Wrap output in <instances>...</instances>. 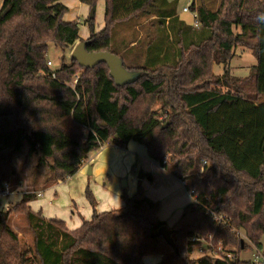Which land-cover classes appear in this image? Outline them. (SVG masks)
<instances>
[{"label":"trees","instance_id":"1","mask_svg":"<svg viewBox=\"0 0 264 264\" xmlns=\"http://www.w3.org/2000/svg\"><path fill=\"white\" fill-rule=\"evenodd\" d=\"M61 1L1 2L0 183L15 188L11 162L24 145L37 168L63 182L88 153L130 137L194 201L171 228L174 251L157 233L164 225L159 203L143 197L139 185L120 196V209L100 213L86 188L92 213L73 230L32 211L35 196L23 193L0 212V264H142L144 257H159V264H257L239 258L250 249L239 231L264 261V0H191L187 10L197 27L178 18L177 0H103L102 29L85 20V50L120 58L140 42L145 48V66L129 68L139 78L124 86L114 84L104 64L82 69L61 54L57 68L46 66L50 45L63 53L80 41ZM79 1L95 11L98 0ZM140 17L145 35L113 44L116 26ZM238 46L255 60L243 78L231 77L227 65ZM12 216L23 217L31 247L12 230ZM210 234L214 245L234 248L227 250L231 259L193 258Z\"/></svg>","mask_w":264,"mask_h":264},{"label":"rangeland","instance_id":"2","mask_svg":"<svg viewBox=\"0 0 264 264\" xmlns=\"http://www.w3.org/2000/svg\"><path fill=\"white\" fill-rule=\"evenodd\" d=\"M189 3L190 0H178L179 18L183 19L188 26H192L191 13L189 11L188 13L181 12V8L184 6L188 8ZM63 4L69 8L63 19L68 22H76L80 40L78 43L85 41L88 37L85 25V20L90 13L88 7L81 4L78 0H65ZM103 10V2L97 1L95 11H93L96 32L100 31L103 27ZM144 19V17H140L121 24V26H116L113 36V40L116 42L113 41V44L122 46L124 45L123 39L125 38L132 39L137 34H140L141 37L145 35V32L149 28L148 25H145V22L142 23ZM134 24L139 25L133 27ZM154 30L158 31L159 27L154 28ZM236 31L238 32V30ZM143 40L145 46L149 40L145 36ZM73 47L61 53L50 45L46 53V60L50 61L51 65L46 66L52 70L57 68L60 63L61 54H64V62L69 63ZM143 53H145V48L142 47L140 42L137 47L130 49L123 55L121 54L120 58L124 62L125 68L129 70V68L145 66V56H143ZM227 65L231 77L243 78L248 75L251 67L255 65V60L251 50L238 46L232 49L231 58ZM212 69L216 75L222 73V66L220 65H214ZM221 90L224 91V89ZM260 102L264 103V96H262ZM157 107V104L153 106L154 109ZM151 162L146 156L144 146L131 139L124 141L112 139L99 150L88 153L78 171L62 182L53 180L48 170L37 168V158L34 155H27V147L24 145L12 159L11 167L16 174V185L11 190L7 201L5 199L0 200V212L12 208L19 201L23 193H32L35 196V199L29 203L32 211H40L45 219L64 221L66 229L69 230V228H72L78 222L77 220L80 217L84 219L90 217L91 207L85 198L86 188H88L95 203H97L96 209L98 211L115 210L123 204L120 199L122 194L127 196L133 195L136 187L141 182L151 185L148 173H145L143 178L140 177L143 174L142 172H147L145 168L149 167V165L156 166V164H152L153 162ZM89 168L90 172L88 174ZM157 182L160 188L162 181L158 180ZM161 184L163 185V183ZM182 190L184 191L183 187ZM184 194L188 197L185 191ZM181 200L184 199L181 198ZM159 205L160 209H162L160 213H164V210L166 211L167 207L172 205V200L166 199ZM204 207L206 211H210L212 204L208 203ZM217 219L220 220V217H217ZM9 224L19 239L28 247H31L32 238L26 229L23 217L12 216ZM237 236L242 244L250 248L240 252L239 258L250 260L257 264H264L260 254L255 252L251 244L245 239L243 231H239ZM207 238L205 240L202 237L201 246L194 251L193 258H198L204 254L216 257L221 254L226 255L229 249L234 251V248H224L219 243L214 245L211 241L212 234L208 235ZM261 244L264 249V238L261 239ZM201 251L203 252L201 253Z\"/></svg>","mask_w":264,"mask_h":264},{"label":"crops","instance_id":"3","mask_svg":"<svg viewBox=\"0 0 264 264\" xmlns=\"http://www.w3.org/2000/svg\"><path fill=\"white\" fill-rule=\"evenodd\" d=\"M64 1L65 0L61 1L62 4L64 3ZM98 1L103 2V0H98ZM167 1L170 2L173 0H167ZM1 2H2V0H0V5H1ZM184 7H182V8H184ZM103 8H104V3H103ZM68 10H69V8H68ZM103 12H104V10H103ZM176 14L179 18L178 0H177V6H176ZM179 19L181 21H183L184 23H186L183 19H181V18H179ZM126 139H130V137H127L124 140H126ZM114 140L117 141L116 139H114ZM124 140H122V141H124ZM152 164H154V163H152ZM145 171H147V172H142L143 174L140 177L143 178L145 176V173H148V176H149L148 179H151L150 180L151 185H149L147 183H143V182L139 183V186L143 190V197L149 199L152 202H158L159 204L162 201L164 202L166 199L172 200V205L167 207L166 211L163 209L164 213H160V211L162 210V209H160V206H159V210L157 213V218L161 222H163L164 225H166V227L171 229L172 226L176 223V221L181 216L183 208L187 204L193 202L194 198H192V196H190V194H188L185 190L184 191L188 194V197L184 194V191L182 190L183 183L181 181H179L178 179H176L175 177H173L169 173H166L165 171L160 169L157 165L156 166L149 165V167L145 168ZM158 180L162 181L161 183H163V185L160 183V188L158 187L159 186V183L157 182ZM153 188H155V189H153ZM156 188H159V189H156ZM183 189H184V187H183ZM181 198H183L184 200H181ZM5 201H7V199H5ZM122 206H123V204H122ZM96 207H97V203H96ZM96 207H95L96 212L100 213V211H98L96 209ZM120 208H117V209H120ZM90 216H91V214H90ZM81 218L82 217H80L79 220H77L78 222H76V224H74V226L72 228H69V230H73V229L77 228L81 223ZM82 219H84V218H82ZM88 219H84V220H88ZM159 260H160L159 257H144L142 259V264H159Z\"/></svg>","mask_w":264,"mask_h":264},{"label":"water","instance_id":"4","mask_svg":"<svg viewBox=\"0 0 264 264\" xmlns=\"http://www.w3.org/2000/svg\"><path fill=\"white\" fill-rule=\"evenodd\" d=\"M89 18L94 19V12L92 10L89 13ZM86 45L87 41L76 44L70 54V58L74 60L82 69H92L99 64H104L108 69L110 78L113 80L116 86L132 84L139 78L140 73L137 71L126 70L123 67L122 61L118 56L105 51L87 52L85 50ZM163 127H165V124L163 125ZM89 172L90 168L88 169V174ZM173 232L174 230L169 229L168 227H166V225H163L157 231V233L163 238V240L174 251H177V248L171 238Z\"/></svg>","mask_w":264,"mask_h":264},{"label":"built area","instance_id":"5","mask_svg":"<svg viewBox=\"0 0 264 264\" xmlns=\"http://www.w3.org/2000/svg\"><path fill=\"white\" fill-rule=\"evenodd\" d=\"M181 12L188 13L187 7L182 8L181 9ZM191 18H192V25L194 27H197V22H196V19H195V14H192L191 13ZM46 65L47 66H50L51 65L50 61H46ZM51 77L54 78V74L53 73L51 74ZM10 194H11L10 186L7 183H5V182L0 183V200L7 199ZM202 252L203 251H201V253ZM204 255H208V254H204ZM226 257L228 259H231V254L230 253H227L226 254Z\"/></svg>","mask_w":264,"mask_h":264}]
</instances>
